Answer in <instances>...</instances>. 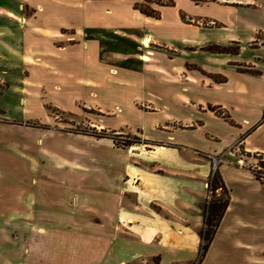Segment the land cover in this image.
<instances>
[{
	"label": "crops",
	"instance_id": "0c3cea01",
	"mask_svg": "<svg viewBox=\"0 0 264 264\" xmlns=\"http://www.w3.org/2000/svg\"><path fill=\"white\" fill-rule=\"evenodd\" d=\"M140 1L0 0V88L21 93L0 115V264L193 261L212 156L228 203L200 264H264L246 165L264 153V0ZM109 32L134 65L104 57ZM47 104L139 141L54 125Z\"/></svg>",
	"mask_w": 264,
	"mask_h": 264
},
{
	"label": "rangeland",
	"instance_id": "374dc122",
	"mask_svg": "<svg viewBox=\"0 0 264 264\" xmlns=\"http://www.w3.org/2000/svg\"><path fill=\"white\" fill-rule=\"evenodd\" d=\"M257 17H258L257 14L253 12L252 18L256 19ZM261 36L262 35L260 34V37ZM106 37H107L106 43H105V47L103 50L104 51V57L110 62H114V63H121L122 62L124 64H128L131 66H132V64L134 65V62H130V60H132L133 58L131 59V57H127L125 55V53L126 52H132L133 53L135 51H139V49L136 48V46H135L137 43L129 40L126 36L114 34L113 32H109ZM229 48L231 50L235 49L234 46H230ZM14 60L17 61V63H18L17 57H15ZM19 89H20L19 84H13L9 89H1L0 88V109L6 110V112L0 111V115L5 114V115L14 116V117L21 116V105L19 103V98L21 96V93H20ZM86 110H88V109L86 108ZM48 111L55 117L54 125H59V126H62L63 128H67L70 130L83 131V132H88V133H90L94 129H96V131L101 130V129H97L96 127H94L90 124L89 120L87 119V113L85 110H82L78 114H74V113H70L68 111L61 110L55 106H51V108L48 109ZM107 132L110 134H113V132H110V131H107ZM115 134L117 136V133H115ZM137 138H138L137 134H134L133 132H130V131L127 132L125 130V132L120 133L116 137V140L119 142L135 141V140H137ZM246 161H247L246 165H249V166H252L255 168L258 167V159L256 158V156H251L249 158H246ZM211 166H212V164H211ZM212 171H213V169H212ZM211 173H210V176H211ZM210 176L207 179L206 187H205V204H206V206H208L209 203L214 198H222V199L225 198V195L222 192V190L217 187L216 188L217 191L213 192L211 194L210 200L208 201L209 189H208L207 185L209 183ZM206 212L207 211L205 210V213H204L205 216H206ZM198 250H199V248H198ZM197 256H198V252H197L195 259H197ZM192 262L193 261L186 262L183 264H191ZM209 263L210 262H208L207 264H209ZM135 264H152V257L141 258L140 260L136 261Z\"/></svg>",
	"mask_w": 264,
	"mask_h": 264
},
{
	"label": "trees",
	"instance_id": "16d2710c",
	"mask_svg": "<svg viewBox=\"0 0 264 264\" xmlns=\"http://www.w3.org/2000/svg\"><path fill=\"white\" fill-rule=\"evenodd\" d=\"M150 1L151 0L135 2V6L142 13L149 15V16L157 17L159 15V12L158 10L152 8L149 5L148 2ZM157 2L159 3L160 1L157 0ZM161 2L163 3V1ZM165 2L172 3V0H166ZM208 49L214 50V51H224L226 48L223 46H219V45H213V46L208 47ZM235 50H237V48H235ZM51 106L52 105L50 104L46 105L47 109H50ZM218 113L221 114L222 116H226V114H224L221 111H219ZM262 118H264V110H263ZM90 134H93L95 136H100V137L111 136L117 144H121V145H128L132 142L139 141V138H137V140L135 141L119 142L116 140V137L119 134H117V136L114 133L110 134L105 129H101L99 131H96V129H94L90 132ZM254 156H256V158L258 159V167L257 168L253 167L251 169L253 173L255 174L256 178L260 180H264V153L263 152L254 153ZM209 183L211 184L213 189H216L217 187L220 188L222 192L224 193L225 198L224 199L214 198L207 206V210H206L207 212H206V216L204 219V225L199 232L200 245H199V250H198V256H197V259L193 260L191 264H200V262L202 261L203 256L205 255L208 249V246L212 240V236L214 234L215 228L218 225V222L228 203V190L226 189L217 168L214 170L213 173H211V176L209 178ZM124 264H135V263L127 262ZM152 264H160V258L158 255L152 257Z\"/></svg>",
	"mask_w": 264,
	"mask_h": 264
},
{
	"label": "built area",
	"instance_id": "2783aa9c",
	"mask_svg": "<svg viewBox=\"0 0 264 264\" xmlns=\"http://www.w3.org/2000/svg\"><path fill=\"white\" fill-rule=\"evenodd\" d=\"M221 161V158L219 157V156H212L211 157V164H212V169H213V171H212V173L214 172V170L217 168V165H218V163ZM208 189H209V195H208V201L210 200V197H211V194L213 193V192H216L217 191V189H213L212 188V186H211V184L210 183H208Z\"/></svg>",
	"mask_w": 264,
	"mask_h": 264
}]
</instances>
